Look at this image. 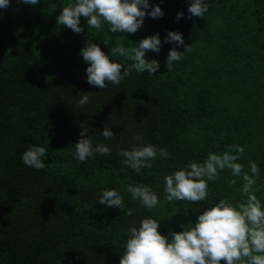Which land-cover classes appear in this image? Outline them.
<instances>
[{
  "label": "trees",
  "instance_id": "16d2710c",
  "mask_svg": "<svg viewBox=\"0 0 264 264\" xmlns=\"http://www.w3.org/2000/svg\"><path fill=\"white\" fill-rule=\"evenodd\" d=\"M68 3L12 0L0 10V264H119L128 228L141 218L160 220L163 235L195 222L204 202H166L164 176L229 145L245 146L239 161L245 171L250 160L260 165L257 187L264 195V0H210L204 18L192 19L188 0H150L164 16H146L130 34L112 33L107 23L89 28L84 17L83 31L75 33L57 23ZM181 11L185 18L177 21ZM168 31L181 32L190 47L172 71L165 66L175 46L163 43ZM157 32L161 51L147 53L161 63L155 75L133 71L104 90L87 83L79 52L88 39L110 55L117 44L127 48ZM85 93L90 102L81 108ZM105 125L116 135L111 140L98 134ZM82 126L111 155L77 161L72 152ZM134 134L166 147L171 158L158 157L139 174L128 168L118 148L135 143ZM34 144L47 147L44 170L22 162ZM243 183L242 174L226 169L209 182L210 199L239 200ZM129 184L151 186L161 203L141 207L124 191ZM111 188L122 192L132 216L98 204L97 193Z\"/></svg>",
  "mask_w": 264,
  "mask_h": 264
},
{
  "label": "clouds",
  "instance_id": "9594fccd",
  "mask_svg": "<svg viewBox=\"0 0 264 264\" xmlns=\"http://www.w3.org/2000/svg\"><path fill=\"white\" fill-rule=\"evenodd\" d=\"M18 2L37 5L40 0H18ZM12 0H0V10L7 9ZM151 10L149 11V9ZM210 0H188V16L204 18L209 11ZM146 16L153 19L162 18L164 12L160 4L150 5V0H69L62 8L57 23L68 27L75 33H81V17L87 18V26L102 30L104 24L110 25L112 33H136L142 28ZM185 18L184 12H178L176 20ZM134 45L125 47L117 44L110 48V55L102 51L100 45L91 39L86 41L79 55L87 64L86 81L90 86L101 90L120 85L133 71L155 75L161 67L157 59H149V51L159 53L162 48L160 33L147 36ZM164 44H174L167 55L165 66L174 70L184 54L190 51L184 36L179 31H168L163 38ZM105 45L108 43L105 41ZM183 46L185 51H178ZM123 57L122 63L115 57ZM86 93L81 96L78 106L89 104ZM88 127L82 126L80 139L76 142L73 157L79 162H86L97 155H111L112 149L104 143H96L93 135H87ZM105 140H111L114 133L105 125L98 133ZM128 148H118L123 163L136 173L144 168H151L159 157L170 159L171 153L166 147H159L144 142L142 134H134ZM245 146L234 144L227 146L223 152H209L200 161H189L185 165L164 176L163 194L168 203L189 201L193 204L204 202L197 211L195 222L182 225V231H170L167 235L159 231L161 221L145 216L128 228V236L121 254L119 264H264V201L258 198L257 182L261 180L260 165L250 160L248 171L240 163ZM47 147L34 144L21 156L25 166L36 171L46 168ZM226 169L233 177L242 174V198L235 200L230 196L210 199L209 182H215ZM230 183L236 184V180ZM133 201L141 207L152 210L160 203V193L147 184H129L124 190ZM98 204L119 211L126 210L132 216L134 209L127 208L125 197L116 188L102 189L97 193ZM203 209V211H201Z\"/></svg>",
  "mask_w": 264,
  "mask_h": 264
},
{
  "label": "rangeland",
  "instance_id": "374dc122",
  "mask_svg": "<svg viewBox=\"0 0 264 264\" xmlns=\"http://www.w3.org/2000/svg\"><path fill=\"white\" fill-rule=\"evenodd\" d=\"M263 191H264V189H263ZM257 196H258L259 199H261L262 197L264 199V195L262 194V191H261V193H260V191H258L257 192ZM262 201H264V200H262ZM180 222L181 221L179 219H177L175 223H180Z\"/></svg>",
  "mask_w": 264,
  "mask_h": 264
}]
</instances>
